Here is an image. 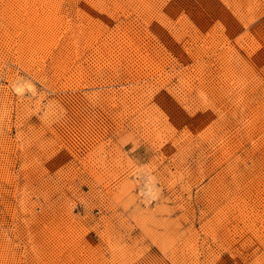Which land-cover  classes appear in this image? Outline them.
<instances>
[{
    "label": "rangeland",
    "instance_id": "374dc122",
    "mask_svg": "<svg viewBox=\"0 0 264 264\" xmlns=\"http://www.w3.org/2000/svg\"><path fill=\"white\" fill-rule=\"evenodd\" d=\"M0 264H264V0H0Z\"/></svg>",
    "mask_w": 264,
    "mask_h": 264
}]
</instances>
